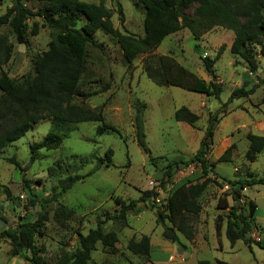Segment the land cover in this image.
<instances>
[{
  "label": "rangeland",
  "instance_id": "374dc122",
  "mask_svg": "<svg viewBox=\"0 0 264 264\" xmlns=\"http://www.w3.org/2000/svg\"><path fill=\"white\" fill-rule=\"evenodd\" d=\"M32 12L42 10L46 3L38 0H23ZM93 5H102L110 11L115 29L122 32L117 14V3L124 15V29L137 37L143 36L144 9L137 0H81ZM12 6L11 0H0V16ZM196 5L186 10L193 16ZM33 23L37 24V35H31ZM78 22V27L83 25ZM28 44L19 45L7 25L0 26V41L11 46L8 63L0 69L11 81H20L33 76V58L48 50L53 33L41 18L28 21ZM234 39L231 31L214 28L195 41L188 30L166 37L150 55L168 56L198 78L209 82L201 59H213L221 46L225 51L214 65L216 82L221 84L218 99L186 92L177 87L154 84L143 72V61L147 55H139L129 65L123 58L116 40L102 31L94 34L95 45L85 47V72L79 82V90L91 93L109 84V90L95 97H76L73 102L100 113L103 123L114 128L102 135L96 134L100 123L76 125L54 124L44 120L32 126L24 137L0 150V232L15 228L21 221L33 222L40 212L39 204L31 201L49 196L56 181L68 175H86L111 150V166L102 165L83 181L49 205V220L44 235L35 239L42 248L41 257L45 264H56L61 258H71L78 249V234L85 236L104 222L106 215L114 216L119 210L115 200L126 203L137 200L141 192L153 190L157 197L138 204V211L129 212L124 221H108L102 224L104 232H113L118 238L114 250L95 245L88 264H197L200 261L213 263L215 260L227 264H264V185H256L241 191L244 206L247 201L256 205L250 221L251 249L242 242L233 247L225 237L227 212L216 209L220 198L230 205L232 200L224 180L237 181L243 178H264V151L255 162L245 159L248 149V134L264 137V106L260 104L264 86H259L248 98L233 99L231 93L247 81L249 88L260 85L264 80V59L254 47L257 64L256 73H250L244 61L230 52ZM219 78V79H218ZM2 95L0 91V96ZM146 105L144 131L149 154L137 145L133 126L134 103ZM223 108L214 130L212 145L206 155L213 172L201 177L199 166L175 169L173 176L160 183L167 163L182 157L190 160L203 140L208 116ZM186 107L199 117L194 127L174 120V112ZM54 130L63 142L54 151H36L35 160L30 162V146L40 143L45 135ZM231 145L229 162H218L223 152ZM151 156L156 167L149 162ZM13 158L20 167L27 166L25 173L10 163ZM209 178L211 183L197 199L201 211L192 223L193 239L188 241L178 234L180 245L170 243L162 237V224L158 213H165L166 199L182 185L200 183ZM28 189L30 191H28ZM227 195V196H226ZM59 206L72 210L71 217L59 223L53 213ZM223 219L219 233L215 231V219ZM166 225L170 226L165 221ZM147 236L150 240L149 260L132 254L128 250L131 239L139 241ZM262 245V248L256 245ZM29 253L21 251L17 256L11 252V244L0 238V264H30Z\"/></svg>",
  "mask_w": 264,
  "mask_h": 264
},
{
  "label": "trees",
  "instance_id": "16d2710c",
  "mask_svg": "<svg viewBox=\"0 0 264 264\" xmlns=\"http://www.w3.org/2000/svg\"><path fill=\"white\" fill-rule=\"evenodd\" d=\"M12 6L0 16V26L7 25L16 42L19 45L28 44V21L39 17L43 24L53 33L52 40L48 44V50L33 58V76L23 78L20 81H11L4 73L0 75V150L8 147L13 142L24 137L32 126L41 121L49 120L54 124L76 125L81 123H100L96 129L97 135L106 131L117 133L114 128L103 123L100 113L84 105L76 104L73 99L95 97L109 90V84L99 90L85 93L79 90L81 76L85 72V47L87 44L95 45L94 34L102 31L116 40L122 52L124 60L130 65L139 55H147L143 61V72L154 84L164 87H177L186 92L196 93L202 96L218 99L221 93V84L216 82L214 65L225 51L221 46L213 59L203 57V68L210 77L209 82L198 78L192 72L177 64L168 56L150 55L159 47L168 36L182 29L189 31L195 41L214 28L231 31L234 39L229 52L244 61L250 73H256L253 49L258 47V55L264 59V0H137L144 9L143 36L137 37L128 33L124 27V15L120 4L117 5V14L122 32L112 25V15L102 5H93L81 0H38L46 3V6L38 12H32L26 7L23 0H11ZM196 5L193 16L186 14V10ZM83 25L78 27V22ZM38 33L37 24L33 23L31 35ZM11 46H5L0 41V69L10 59ZM264 86V80L260 85L249 88V82L245 81L240 88L235 89L228 102L233 99L248 98L259 86ZM260 104L264 106V90ZM208 116L203 140L195 155L190 160L178 157L170 160L163 172L160 183L168 181L175 169L186 168L192 164L199 166L201 177L213 172L215 166L209 164L206 155L212 145L214 130L222 114L223 108ZM146 105L135 101L133 126L138 147L149 154L144 131V113ZM174 120L194 127L199 117L186 107H180L174 112ZM248 149L245 159L253 163L257 155L264 151V137L248 134ZM63 142L62 136L54 131H49L40 143L30 146V162L35 160L38 150L54 151ZM231 145L225 150L218 162H229ZM112 151L107 150L104 158L98 160L94 169L86 175H68L58 179L49 196L37 198L33 196L32 206L39 204L40 212L35 221H21L15 228H8L0 232L1 239H7L11 244L13 256L21 251L29 253L26 261L30 264H45L42 260V248L35 244V239L44 235L45 224L49 220L48 207L56 202L62 195L73 188L80 181L91 175L102 165L111 166ZM150 164L155 168L154 159L149 156ZM13 164L20 173H25L27 166L20 167L11 158ZM228 187V194L232 200L229 206L225 198H220L216 209L226 211L225 237L230 246L242 242L251 249L253 243L250 238V221L256 205L247 201L244 206L241 194L246 188L256 185H264V178H243L237 181L224 180ZM211 183L209 178H204L200 183H189L178 187L166 199L165 213H158L162 224V237L173 244L180 245L178 234L186 240L193 239L192 223L197 219L201 206L197 199L203 194ZM28 191H30L28 189ZM226 195V196H227ZM157 194L151 191L141 192L137 200L128 203L116 199L119 210L116 215H106L104 222L124 221L129 212L138 211L139 203H146L151 198L156 199ZM72 210L59 206L53 213V218L64 223L71 215ZM165 221L170 226L166 225ZM99 222L95 229L89 230L83 236L78 234V249L71 258H61L56 264H88L95 245L100 243L103 248L114 250L118 238L113 232H104ZM223 219L217 216L215 219V231L219 233ZM262 248V245L256 242ZM128 250L134 254L149 260L150 240L143 236L139 241L131 239L128 242ZM197 264H227L225 261L215 260L213 263L200 261Z\"/></svg>",
  "mask_w": 264,
  "mask_h": 264
},
{
  "label": "crops",
  "instance_id": "0c3cea01",
  "mask_svg": "<svg viewBox=\"0 0 264 264\" xmlns=\"http://www.w3.org/2000/svg\"><path fill=\"white\" fill-rule=\"evenodd\" d=\"M219 79V78H218Z\"/></svg>",
  "mask_w": 264,
  "mask_h": 264
}]
</instances>
